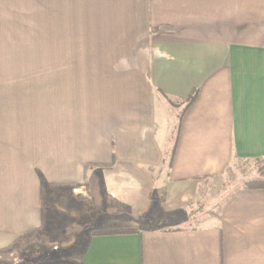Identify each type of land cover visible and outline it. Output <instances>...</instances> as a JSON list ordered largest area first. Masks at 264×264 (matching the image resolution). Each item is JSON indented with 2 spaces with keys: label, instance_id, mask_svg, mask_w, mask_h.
<instances>
[{
  "label": "crops",
  "instance_id": "1",
  "mask_svg": "<svg viewBox=\"0 0 264 264\" xmlns=\"http://www.w3.org/2000/svg\"><path fill=\"white\" fill-rule=\"evenodd\" d=\"M263 158L264 0H0V263L264 264V189L140 227Z\"/></svg>",
  "mask_w": 264,
  "mask_h": 264
},
{
  "label": "rangeland",
  "instance_id": "2",
  "mask_svg": "<svg viewBox=\"0 0 264 264\" xmlns=\"http://www.w3.org/2000/svg\"><path fill=\"white\" fill-rule=\"evenodd\" d=\"M263 159H253V160H237L235 163L227 169L223 174L208 177L204 182V189L200 193V198L197 203L189 206L185 211H178L173 214L172 217H167L160 220H151L142 223L140 225L142 228H177V227H190L197 225L204 221L207 216L206 211L213 209V211L218 212L221 203L229 196L235 189L244 186L246 181L256 179L259 177V169L264 166ZM264 173V168H262ZM202 213V214H201ZM102 216V217H101ZM104 215H97L93 218L95 223H89L91 227L95 228H112L116 225L117 221L105 218ZM88 232H90V227L86 226ZM87 239V234H83L76 242L77 250L84 246ZM37 247L33 246V243L29 245L26 250V254L22 251L23 256H13L6 258L4 262L0 264H23L25 263V258H29L31 262L29 264H39L38 260H43L45 264H55L54 258L59 257L65 262H68L72 256L76 255V252L72 250H66L63 248L62 244L58 240H46L45 250L46 254L43 256H38ZM56 253V254H55ZM72 254V255H71ZM33 261V262H32ZM56 264L60 260L55 261ZM26 264V263H25ZM42 264V263H40ZM60 264V263H59Z\"/></svg>",
  "mask_w": 264,
  "mask_h": 264
},
{
  "label": "trees",
  "instance_id": "3",
  "mask_svg": "<svg viewBox=\"0 0 264 264\" xmlns=\"http://www.w3.org/2000/svg\"><path fill=\"white\" fill-rule=\"evenodd\" d=\"M196 94H197V91H194L187 99H185L187 106L192 104V102L196 98ZM262 168H264V166H262ZM262 168L260 167V169H259V177L258 178L252 179L250 181H246L244 183V186H242V187L248 188V189H264V173L262 172V170H263ZM239 188H241V187H239ZM210 214H214V212H211ZM122 232H126V230H124V229L111 230V231H108L107 233H122Z\"/></svg>",
  "mask_w": 264,
  "mask_h": 264
}]
</instances>
